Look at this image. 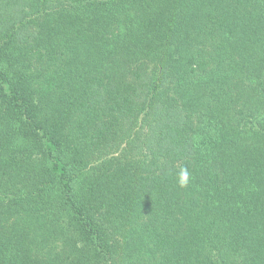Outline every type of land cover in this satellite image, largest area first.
I'll list each match as a JSON object with an SVG mask.
<instances>
[{"label": "trees", "instance_id": "obj_1", "mask_svg": "<svg viewBox=\"0 0 264 264\" xmlns=\"http://www.w3.org/2000/svg\"><path fill=\"white\" fill-rule=\"evenodd\" d=\"M0 264H264V0H0Z\"/></svg>", "mask_w": 264, "mask_h": 264}, {"label": "clouds", "instance_id": "obj_2", "mask_svg": "<svg viewBox=\"0 0 264 264\" xmlns=\"http://www.w3.org/2000/svg\"><path fill=\"white\" fill-rule=\"evenodd\" d=\"M189 180L188 172L186 169H181L178 174V183L180 187H184L187 185Z\"/></svg>", "mask_w": 264, "mask_h": 264}]
</instances>
